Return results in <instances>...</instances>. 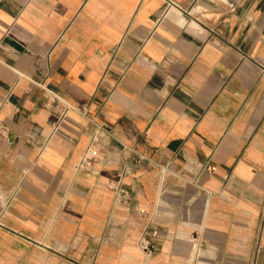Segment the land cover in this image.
Instances as JSON below:
<instances>
[{
  "label": "crops",
  "instance_id": "crops-1",
  "mask_svg": "<svg viewBox=\"0 0 264 264\" xmlns=\"http://www.w3.org/2000/svg\"><path fill=\"white\" fill-rule=\"evenodd\" d=\"M1 126L0 264H264V0H0Z\"/></svg>",
  "mask_w": 264,
  "mask_h": 264
},
{
  "label": "built area",
  "instance_id": "built-area-1",
  "mask_svg": "<svg viewBox=\"0 0 264 264\" xmlns=\"http://www.w3.org/2000/svg\"><path fill=\"white\" fill-rule=\"evenodd\" d=\"M169 5V3H168ZM68 107H66V109L62 112L61 117H59L58 120H55L54 122V131L58 129L60 123H61V119L62 117L65 116V114L67 113ZM0 134L5 136L7 134V128L6 127H0ZM98 140V135H94L93 136V141H97ZM43 147V146H42ZM90 158L92 159V157H90V155L88 154L83 161L81 162L80 166L81 168H83V166H86L87 164H89L88 161H90ZM206 168L209 170H215L216 166L214 165H206ZM159 233L158 228L156 227H151V226H147L142 234L140 235L139 239H138V244L143 252V255L145 256V258H149L151 257L154 252L156 251L157 248V244H156V237Z\"/></svg>",
  "mask_w": 264,
  "mask_h": 264
}]
</instances>
